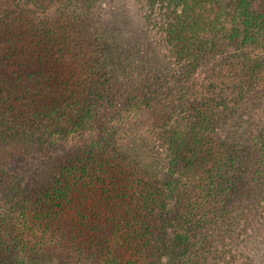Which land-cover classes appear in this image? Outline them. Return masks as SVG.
I'll return each instance as SVG.
<instances>
[{"label": "trees", "instance_id": "1", "mask_svg": "<svg viewBox=\"0 0 264 264\" xmlns=\"http://www.w3.org/2000/svg\"><path fill=\"white\" fill-rule=\"evenodd\" d=\"M123 2L0 0V264H264V0Z\"/></svg>", "mask_w": 264, "mask_h": 264}, {"label": "rangeland", "instance_id": "2", "mask_svg": "<svg viewBox=\"0 0 264 264\" xmlns=\"http://www.w3.org/2000/svg\"><path fill=\"white\" fill-rule=\"evenodd\" d=\"M128 5L129 2H126V0H124V2L121 3V5L118 7V12L121 16V21L126 28H130L131 26V18Z\"/></svg>", "mask_w": 264, "mask_h": 264}]
</instances>
